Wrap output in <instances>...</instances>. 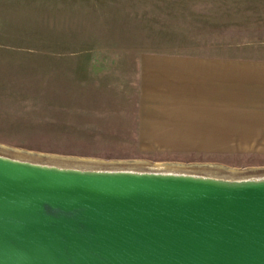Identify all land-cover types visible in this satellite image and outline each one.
Returning a JSON list of instances; mask_svg holds the SVG:
<instances>
[{
  "label": "rangeland",
  "instance_id": "obj_1",
  "mask_svg": "<svg viewBox=\"0 0 264 264\" xmlns=\"http://www.w3.org/2000/svg\"><path fill=\"white\" fill-rule=\"evenodd\" d=\"M209 2L0 0V156L78 169L263 178L259 146L171 152L145 149L135 138L136 51L216 37L264 42V0H221L237 15H224L217 34L204 31L215 28L210 16H171L184 4Z\"/></svg>",
  "mask_w": 264,
  "mask_h": 264
},
{
  "label": "water",
  "instance_id": "obj_2",
  "mask_svg": "<svg viewBox=\"0 0 264 264\" xmlns=\"http://www.w3.org/2000/svg\"><path fill=\"white\" fill-rule=\"evenodd\" d=\"M0 264H264V177L0 156Z\"/></svg>",
  "mask_w": 264,
  "mask_h": 264
},
{
  "label": "crops",
  "instance_id": "obj_3",
  "mask_svg": "<svg viewBox=\"0 0 264 264\" xmlns=\"http://www.w3.org/2000/svg\"><path fill=\"white\" fill-rule=\"evenodd\" d=\"M209 1L206 8L184 4L171 16H210L215 28L204 31L217 34L224 30L222 17L237 14L221 0ZM126 57L120 56L119 63ZM130 58L139 146L186 152L198 146L248 145L264 153V42L176 41L170 48L141 49Z\"/></svg>",
  "mask_w": 264,
  "mask_h": 264
},
{
  "label": "bare ground",
  "instance_id": "obj_4",
  "mask_svg": "<svg viewBox=\"0 0 264 264\" xmlns=\"http://www.w3.org/2000/svg\"><path fill=\"white\" fill-rule=\"evenodd\" d=\"M157 165H159V166H160V164H157ZM156 167H157V166H156ZM156 167H154V168H156ZM172 168H173V167H172ZM172 168H171V169H172ZM168 169H169V168H168Z\"/></svg>",
  "mask_w": 264,
  "mask_h": 264
}]
</instances>
